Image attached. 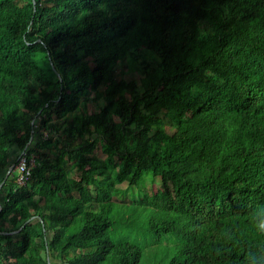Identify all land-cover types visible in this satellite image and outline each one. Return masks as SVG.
Returning <instances> with one entry per match:
<instances>
[{
    "label": "trees",
    "instance_id": "trees-1",
    "mask_svg": "<svg viewBox=\"0 0 264 264\" xmlns=\"http://www.w3.org/2000/svg\"><path fill=\"white\" fill-rule=\"evenodd\" d=\"M100 141L161 187L116 202ZM15 147L0 264H264V0H0V170Z\"/></svg>",
    "mask_w": 264,
    "mask_h": 264
},
{
    "label": "rangeland",
    "instance_id": "rangeland-1",
    "mask_svg": "<svg viewBox=\"0 0 264 264\" xmlns=\"http://www.w3.org/2000/svg\"><path fill=\"white\" fill-rule=\"evenodd\" d=\"M131 58H132V56H129L126 63L124 64L125 65L124 66V78L126 80H132V79L138 77V72L132 71L130 68V64L132 62ZM106 65L109 66L111 64H106ZM111 66L114 68L117 67V69L119 66V71L123 70V68L119 62L115 63L114 65H111ZM98 93H94L95 96H97V100H95V101L92 100L94 98V94H93L88 100H86L85 102H83L81 104V107L78 110H76L75 113H73V115L80 116L84 112L91 113L93 111L94 112L98 111L99 108H101V107H104L106 105V102L102 97H100L98 95ZM165 123L168 126V128L170 129V132H172L173 129L170 128L171 122L168 119H165ZM35 125H36V128H38L39 122L36 121ZM41 138H42V135L40 133H36L34 135V139H33V146L36 143H39L42 140ZM55 146H56V143H53L52 146L45 149V152L48 156L49 155L54 156ZM103 146H104L103 141H100L99 146L95 150L94 154L91 156L100 160L99 166L106 167L105 176H107L108 180L111 182L109 185V188L112 192L113 199L116 202H118L119 204L127 203L130 205V204H132V202L134 200H137V201L142 200V199H144V197L146 195H150L153 191H156L157 189H159L161 187L162 181L160 180V178H156L154 180L148 181L146 187L143 189H139L137 187L130 188V179L128 177H126L125 175H122L118 171V169L113 168L111 163H108V160H107L105 154L102 152V149H101V147H103ZM19 154H20V151L14 152L12 154L13 164H15L17 162ZM22 154H25V153H22ZM13 166L14 165H12V166L9 165L7 168L8 173L10 170H12L11 174L9 175L10 177H12V175H13L12 173L14 172ZM72 176L76 177L77 176L76 172H73ZM1 201H3L2 198H1ZM53 262H57V261H53Z\"/></svg>",
    "mask_w": 264,
    "mask_h": 264
},
{
    "label": "built area",
    "instance_id": "built-area-1",
    "mask_svg": "<svg viewBox=\"0 0 264 264\" xmlns=\"http://www.w3.org/2000/svg\"><path fill=\"white\" fill-rule=\"evenodd\" d=\"M36 166V160L33 156L31 159L26 154H22L14 164L13 176L19 187L24 186L32 177V171Z\"/></svg>",
    "mask_w": 264,
    "mask_h": 264
},
{
    "label": "crops",
    "instance_id": "crops-1",
    "mask_svg": "<svg viewBox=\"0 0 264 264\" xmlns=\"http://www.w3.org/2000/svg\"><path fill=\"white\" fill-rule=\"evenodd\" d=\"M17 151H20L19 150V148L18 147H15L14 149H12V150H10V152H9V160H10V166H12L13 165V162H12V154L14 153V152H17ZM7 168L8 167H6V168H4V169H1L0 170V185L2 184V182H3V180L5 179V177L7 176ZM6 171V172H5Z\"/></svg>",
    "mask_w": 264,
    "mask_h": 264
},
{
    "label": "clouds",
    "instance_id": "clouds-1",
    "mask_svg": "<svg viewBox=\"0 0 264 264\" xmlns=\"http://www.w3.org/2000/svg\"><path fill=\"white\" fill-rule=\"evenodd\" d=\"M256 228H257L258 232L264 233V219H261L258 223H256ZM259 259H264V257H260ZM251 264H256L255 259H253Z\"/></svg>",
    "mask_w": 264,
    "mask_h": 264
},
{
    "label": "water",
    "instance_id": "water-1",
    "mask_svg": "<svg viewBox=\"0 0 264 264\" xmlns=\"http://www.w3.org/2000/svg\"><path fill=\"white\" fill-rule=\"evenodd\" d=\"M11 172H12V170H10L9 173L7 174L6 178L4 179V181L2 182V184L0 185V189L4 185V183L6 182V180L9 178V175L11 174Z\"/></svg>",
    "mask_w": 264,
    "mask_h": 264
}]
</instances>
